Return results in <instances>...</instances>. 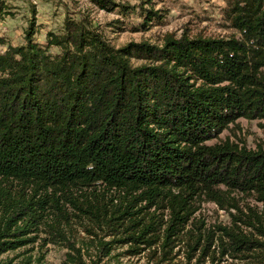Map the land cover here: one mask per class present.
Masks as SVG:
<instances>
[{"label": "trees", "instance_id": "obj_1", "mask_svg": "<svg viewBox=\"0 0 264 264\" xmlns=\"http://www.w3.org/2000/svg\"><path fill=\"white\" fill-rule=\"evenodd\" d=\"M90 1L122 16L139 8L135 30L161 16ZM223 1L226 38L165 33L116 47L69 15L45 45L33 21L21 45L0 37V255L44 233L73 251L64 264H87L71 240L82 228L97 239L91 264L115 243L159 247L160 261L183 245L210 264H264V212L242 199L264 206V146L208 142L238 118L264 121V0ZM202 202L230 223L205 228Z\"/></svg>", "mask_w": 264, "mask_h": 264}, {"label": "rangeland", "instance_id": "obj_2", "mask_svg": "<svg viewBox=\"0 0 264 264\" xmlns=\"http://www.w3.org/2000/svg\"><path fill=\"white\" fill-rule=\"evenodd\" d=\"M4 1L6 10L0 17V37H3L6 43L11 45L24 43L25 31L30 21H33L35 26L33 38L45 45L46 33L61 32L63 19L67 15L75 19L86 17L91 25L116 47L130 41L147 40L151 43H160L165 33H173L179 37L183 32H187L191 36L201 35L215 38H226L235 33L225 19L223 0H113L116 3L139 5L157 11L161 15L160 18H154L145 30H135L142 19L139 15V8L128 16H122L116 9H100L90 0ZM32 8L35 10L34 13H32ZM115 19L122 21L119 28L110 25L111 21ZM5 49L6 44L0 45V51ZM57 51L56 47L48 48V52L52 54ZM225 139L248 149L264 146V121L238 118L216 139L208 142H219ZM238 196H242V194ZM242 199L264 212V206L254 202L252 198ZM196 215L205 222V228L213 230L216 229V225L229 224L231 219L227 211L220 209L212 202H202ZM243 228L246 227L243 226ZM98 236L103 241L112 239L110 236L101 235V233ZM43 237H46L45 234L40 233L36 241L1 254L0 264H64V262H68L67 252L73 253V251L60 244L45 242ZM71 240L75 242V247L81 250L82 257L87 264H91L92 260L97 259L96 238L88 235L82 228H78L73 232ZM111 245L113 246L110 254L112 257H103L100 264H210L208 259L200 260L197 256L189 259L186 247L183 245L175 247L172 251L173 257L166 261H160L162 251L159 247H155L157 248L155 253H152L151 248H142L144 250L134 253L135 248L131 246V243ZM139 247L144 246L140 245ZM213 264H239V262L236 259L225 257L216 260Z\"/></svg>", "mask_w": 264, "mask_h": 264}]
</instances>
